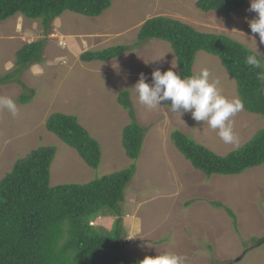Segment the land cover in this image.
<instances>
[{
    "label": "rangeland",
    "instance_id": "374dc122",
    "mask_svg": "<svg viewBox=\"0 0 264 264\" xmlns=\"http://www.w3.org/2000/svg\"><path fill=\"white\" fill-rule=\"evenodd\" d=\"M100 17L64 13L56 19L47 37L39 35L36 23L16 16L0 24V79L12 73L18 52L28 44L46 39L42 62L31 66L18 84L0 86V97H11L18 115L0 109V181L17 161L42 147L56 149L51 167V186L86 184L96 178L128 169L132 164L123 146L129 114L118 102L121 92H130L136 119L146 130L137 173L126 190L122 206L125 250L139 262L146 256L175 253L185 264H264V166L239 176L207 177L194 169L171 141L181 131L219 156L247 145L264 129V118L244 108L232 118L238 145L225 144L218 131L196 122L190 113L170 111L168 102L156 109L141 105L132 87L140 73L151 82V73L177 66L170 44L147 41L133 51L108 61L84 63L86 51H102L137 43L143 24L154 17L183 21L205 33L224 34L255 50L248 20L255 17L246 8L227 17L219 12L203 13L196 0H111ZM258 51L264 54V45ZM207 67L221 81L222 94L239 97L235 80L221 61L205 52L197 55L194 72ZM178 73V68L174 69ZM1 82V81H0ZM26 90V91H25ZM34 90L33 101L19 103ZM36 92V93H35ZM55 114L74 116L97 139L102 149L98 170L90 169L78 153L47 130ZM219 204L223 208H217ZM225 208L230 209L235 220ZM115 218L104 217L95 227L113 229ZM140 222V224H137ZM133 239H127V238Z\"/></svg>",
    "mask_w": 264,
    "mask_h": 264
},
{
    "label": "trees",
    "instance_id": "16d2710c",
    "mask_svg": "<svg viewBox=\"0 0 264 264\" xmlns=\"http://www.w3.org/2000/svg\"><path fill=\"white\" fill-rule=\"evenodd\" d=\"M247 2L196 0L195 6L203 13L219 12L230 17L244 10ZM111 5V0H0V24L22 16L37 24L41 37H47L56 19L64 13L97 18ZM45 40L34 41L18 52L17 70L0 79V86L18 84L25 89L20 77L28 68L42 62ZM156 40L170 44L176 57L177 74L182 78L195 74L200 52L217 57L235 80L244 109L264 118V85L256 78L258 70L245 64V57L253 50L224 34L201 32L180 20L165 16L151 18L141 27L133 48L117 46L86 51L81 61L108 62L147 41ZM32 93L34 90H30V95L23 93L19 103L30 104L34 98ZM118 102L132 121L123 135L126 155L133 161L128 169L86 184L52 187L51 167L56 149L42 147L17 161L0 181V264H140L125 250L121 205L137 173L136 162L143 151L146 130L136 119L130 92H121ZM46 127L74 149L90 169H99L103 155L101 146L76 117L55 114ZM171 141L192 166L207 177L239 176L249 169L264 166V129L247 145L226 156L215 154L180 131L172 133ZM215 206L224 209L219 204ZM225 211L236 219L230 209L225 208ZM101 217L115 218L111 231L90 225ZM262 242L264 240L257 245Z\"/></svg>",
    "mask_w": 264,
    "mask_h": 264
},
{
    "label": "clouds",
    "instance_id": "9594fccd",
    "mask_svg": "<svg viewBox=\"0 0 264 264\" xmlns=\"http://www.w3.org/2000/svg\"><path fill=\"white\" fill-rule=\"evenodd\" d=\"M248 11L256 14L253 19L248 20L253 34L249 38L255 42L256 48L245 57V64L251 69L258 70L256 78L264 85V54L258 51L255 38V34H258L259 44L264 45V0H250ZM176 67L172 64L167 71L156 68L151 73V82H148L146 74L140 73L138 81L132 87L139 103L148 109H156L161 106V102L170 101L171 112L181 116L190 113L196 122L206 123L211 129L217 130L220 139L225 144L238 145L239 141L234 132L232 118L243 110L242 100L239 97L228 98L223 95L220 79L212 78L207 67L198 74L183 78L174 71ZM0 109L7 110L13 117L18 115L16 102L11 97H0ZM93 222L90 223L91 226H94ZM185 260L186 257L183 255L163 253L146 256L140 264H185Z\"/></svg>",
    "mask_w": 264,
    "mask_h": 264
},
{
    "label": "crops",
    "instance_id": "0c3cea01",
    "mask_svg": "<svg viewBox=\"0 0 264 264\" xmlns=\"http://www.w3.org/2000/svg\"><path fill=\"white\" fill-rule=\"evenodd\" d=\"M137 224H140V222H138Z\"/></svg>",
    "mask_w": 264,
    "mask_h": 264
}]
</instances>
